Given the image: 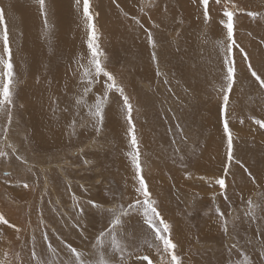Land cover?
<instances>
[{
  "label": "rangeland",
  "instance_id": "1",
  "mask_svg": "<svg viewBox=\"0 0 264 264\" xmlns=\"http://www.w3.org/2000/svg\"><path fill=\"white\" fill-rule=\"evenodd\" d=\"M231 3L244 9L235 19L234 39L264 78V0ZM91 4L97 14L101 61L133 105L143 175L158 210L171 225L177 254L184 264H236L237 255H229L225 247L228 238L220 230L216 208L225 213L232 230L236 217L244 216L242 201L251 197L264 202V129L252 119L264 120V89L248 72L239 49H234L237 79L229 105L234 160L229 164L217 92L222 83L217 41L225 36L219 23L222 11L211 0L212 20L205 25L193 0H91ZM46 7L47 29L36 0H0L15 73L11 122L6 110L0 111V151L6 153L0 156V214L9 221L0 224V264H35L33 238L45 264L68 260L70 254L57 236L93 260L92 245L107 226L109 214L85 202L91 199L108 209L126 206L134 198L122 100L118 93L109 94L98 135L89 124L88 109L76 104L90 55L81 12L75 0H46ZM248 11L261 15L253 19ZM149 32L155 49L148 44ZM2 48L0 42V54ZM154 50L158 64L152 60ZM102 84L103 78L85 98L89 105ZM226 164L227 201L219 195L218 185L209 186V181L224 175ZM73 196L85 207L84 217ZM236 223L233 234L238 233L243 250L256 261V252L244 245L256 225ZM125 226L136 237L124 239L128 264H141L137 255L154 257V249L143 243L148 230L139 217L125 218ZM43 233L58 256L47 251ZM258 247L257 239L256 251Z\"/></svg>",
  "mask_w": 264,
  "mask_h": 264
},
{
  "label": "snow or ice",
  "instance_id": "2",
  "mask_svg": "<svg viewBox=\"0 0 264 264\" xmlns=\"http://www.w3.org/2000/svg\"><path fill=\"white\" fill-rule=\"evenodd\" d=\"M115 2L116 0H113V3ZM210 2L211 0H193V3H195L202 12V18L205 25H208L212 20L210 14ZM36 3L39 6L41 16L44 17V27L47 29L49 26L47 20L46 0H36ZM75 4L77 10L81 12V17L86 28V43L90 54L88 65L84 68V79L82 80L84 85L83 92L77 97L76 104L88 109L87 115L90 118L89 124L99 135L102 132L105 121V109L109 102V94L113 92L119 94V97L122 100V111L127 123V136L129 138L128 143L130 151L126 153V156L129 158L131 167L134 171V198L130 199L126 206L124 203H120L115 208L108 209H105L101 204H98L91 199L87 200L85 205H90L92 209H96L101 214L105 211L109 214L107 226L99 231L98 235L95 237V243L92 245L96 258L93 260H86L84 258L85 253L78 250V248L74 247L70 242H66L57 236L56 239L60 241L63 248L70 254V258L64 261H48V264H128V260L125 259L124 255V239L134 241L136 237L134 232L127 231L125 218H132L134 216H138L142 221V225L146 226L148 230L143 239V243L147 244L149 249H154L155 251V256L152 258H150V254H145L137 255L135 257L136 260L140 261L141 264L145 261L147 264H184L182 258L177 254V244L174 243L171 237V225L158 210L157 201L153 198L143 175L144 169L142 166L141 151L132 118L133 105L129 96L125 94V89L118 83L116 77L101 61L103 53L99 48L98 30L94 23L97 14L92 10L91 0H75ZM214 4L219 6L222 11L219 23L222 25V29L225 33L224 39L217 41L222 51V83L217 89V92L221 101L219 115L223 126L224 137L226 138V156L227 161L230 164L234 160V155L233 134L229 127V105L230 94L234 89L237 79L234 49H239L243 61L248 64V72L258 82L261 89H264V78H262L261 75H258L253 69L249 62L247 52H245V50L234 39L236 16L238 12H244V9L238 8L237 5L231 3V0H214ZM247 15L255 19L261 14L256 11H248ZM137 23H139V21H137ZM141 27H143V25H141ZM147 41L149 46L155 49L156 43L150 32L147 35ZM0 42H2L3 45L2 54H0V111L6 110L9 122H11L15 73L12 62V50L9 43V33L2 9H0ZM152 60L154 63L158 64L155 50L152 52ZM81 67L84 66L81 65ZM161 74L162 73L159 69H157V75L159 76ZM101 78H103L102 89L95 95L94 103L89 105L85 98L93 91L94 85L101 82ZM165 83H168V81L165 80ZM252 119L256 125L261 129H264V120ZM241 123H243V121H241ZM73 125H75V121H73ZM177 127H179V125ZM6 131L7 129H5V132ZM5 155V152L0 151V156ZM17 159L21 158L17 157ZM236 163L240 164V161L237 160ZM240 166L244 167L242 164ZM244 171L248 173L250 179L255 184V177L252 176L247 168H244ZM228 172L229 165L226 164L224 167V175L209 181V186H212V184L219 186V195L222 196L225 201L229 199L226 192L227 186L225 181ZM200 179L204 180L206 177H200ZM24 187L27 188L28 185L25 184ZM120 199L123 200V195H121ZM215 199L216 194L213 193V200L215 201ZM73 200L75 206L79 208L81 217H84L85 207L80 205L75 196H73ZM242 202H244L246 206L244 216L243 218L236 217L232 224V230L229 228V220L226 218L225 213L222 212L219 207L216 208V215L220 221V230L224 236L228 238V243L225 244V247L228 250L229 255L232 253L237 255L236 264H256V261H258L259 264H264V202L257 203L251 197L248 198L247 201ZM257 211H259L260 215H257ZM229 215H231V213H229ZM236 221H240L241 224L248 223L256 225L253 237L244 240V245L252 247L253 251L256 252V261L251 259L243 250V245H241L240 240L237 239L238 233L237 235L233 234L238 226ZM77 223L79 224L80 222L78 221ZM0 224H9V221L3 214H0ZM9 226L15 228L16 232L21 231V229L16 228L15 225ZM76 226L77 225H73V227ZM80 235H84L83 230H81ZM42 238L47 246V251L53 256H58L57 250L50 242L48 234L43 233ZM257 239L259 240L258 251H256ZM31 260L34 261L35 264H45L44 261L38 258L37 252L35 251L34 238Z\"/></svg>",
  "mask_w": 264,
  "mask_h": 264
},
{
  "label": "bare ground",
  "instance_id": "3",
  "mask_svg": "<svg viewBox=\"0 0 264 264\" xmlns=\"http://www.w3.org/2000/svg\"><path fill=\"white\" fill-rule=\"evenodd\" d=\"M22 82V81H21ZM33 106V105H32ZM32 109V108H31ZM136 110V109H135ZM27 112V111H26ZM133 114V113H132ZM137 132V131H136ZM172 134V133H171ZM195 134V133H194ZM8 138V137H7ZM5 141H8L7 139ZM6 143V142H5ZM205 146V145H204ZM82 147V146H81ZM202 147V146H201ZM16 254V253H15Z\"/></svg>",
  "mask_w": 264,
  "mask_h": 264
},
{
  "label": "crops",
  "instance_id": "4",
  "mask_svg": "<svg viewBox=\"0 0 264 264\" xmlns=\"http://www.w3.org/2000/svg\"><path fill=\"white\" fill-rule=\"evenodd\" d=\"M258 187H259V186H258ZM249 190H251V191H252V190H254V189H248V191H249Z\"/></svg>",
  "mask_w": 264,
  "mask_h": 264
}]
</instances>
